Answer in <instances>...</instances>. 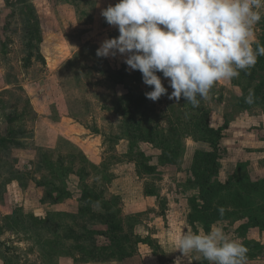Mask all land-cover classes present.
I'll list each match as a JSON object with an SVG mask.
<instances>
[{
	"label": "rangeland",
	"instance_id": "374dc122",
	"mask_svg": "<svg viewBox=\"0 0 264 264\" xmlns=\"http://www.w3.org/2000/svg\"><path fill=\"white\" fill-rule=\"evenodd\" d=\"M116 2L0 0V264H209L175 250L181 225L222 226L247 247L246 264H264V91L255 90L264 69L255 64L217 82L198 107L167 95L154 102L123 56L96 55L119 35L102 16ZM259 11L253 48L264 42ZM250 90L252 104L243 100ZM201 105L209 126L225 124L206 186L194 163L196 152L211 150L193 126ZM126 116L148 142L128 139ZM162 135L178 136L173 161L161 156ZM212 188L220 190L206 204L218 209L206 226L200 213ZM85 191L99 198L89 210ZM102 206L115 213L126 257L110 254L104 236H85L105 229L91 213Z\"/></svg>",
	"mask_w": 264,
	"mask_h": 264
},
{
	"label": "clouds",
	"instance_id": "9594fccd",
	"mask_svg": "<svg viewBox=\"0 0 264 264\" xmlns=\"http://www.w3.org/2000/svg\"><path fill=\"white\" fill-rule=\"evenodd\" d=\"M261 8L264 0H117L102 16L119 35L105 39L96 55L123 56L126 70H138L151 86L146 98L155 102L167 95L179 102L183 97L198 107L217 82L238 78L264 56V45L253 48ZM245 102H254V92ZM219 211L223 215L224 209ZM175 250L185 257L199 253L209 264H246L248 252L218 225L207 232L181 225Z\"/></svg>",
	"mask_w": 264,
	"mask_h": 264
},
{
	"label": "trees",
	"instance_id": "16d2710c",
	"mask_svg": "<svg viewBox=\"0 0 264 264\" xmlns=\"http://www.w3.org/2000/svg\"><path fill=\"white\" fill-rule=\"evenodd\" d=\"M259 44L264 45V42H261ZM256 65L264 69V56L258 57ZM255 90L259 91V93H262L264 91V85L259 84L255 88ZM243 100H245V98ZM199 110L203 111L202 112L203 116L200 119H198L197 122H195L193 126L196 127L197 132H199L198 137H200L202 141L206 142L211 147V150L196 152L194 163H197L202 166L203 174L201 178L202 179L201 184L202 185L205 184L206 186V182L209 181L211 176L217 172V160L219 157L218 144L220 142V139L222 138V135H221L222 127H224L225 124L217 128L209 126L208 119H207L208 111L202 105L199 108ZM127 111L128 110H126L124 113L125 114L128 113ZM4 116L8 124H12L15 121V117L12 115H8L4 113ZM132 116L130 117L126 116V127L128 131V135H127L128 139H132L133 141L136 139V141L140 140V141L148 142L149 139L146 137L144 132H141L140 130L141 127L139 126L137 120H136V130H135V122ZM9 133L13 134L14 132L13 130H10ZM158 140L159 142L157 146L160 148L162 152L161 156L165 158L166 161H173L179 149L178 136L174 139V138H170V137L162 135L159 137ZM0 141L5 142L6 140L5 138H2ZM219 187L221 188L220 185ZM218 188H212L211 190L208 191V193L204 197L205 201L201 208L200 217L202 216V219L204 220L203 224L206 226H209L210 223L214 221V219L216 218V213L218 209V208L213 209L212 206L210 204H206V202L210 203L211 197L217 193L215 191L220 190ZM246 189L256 190L255 186L252 184H247ZM238 197H239L238 200L240 202L244 200L243 195L240 192H238ZM83 200L86 202V208L88 206L90 207L91 204L99 203V198H97V196H93V197L90 196V193L88 191L84 192ZM87 209L89 210V208ZM102 209L103 210L101 211L91 210V213L94 218L98 219L99 222L105 225V229H101V230L88 229L85 236L88 238H95L97 237V235L104 236L110 243L109 244V248L111 250L110 254L120 255V257H126L127 255L126 251L121 247L120 242H118L119 238H118L117 232L119 230V225L115 222V213L112 212L111 208L108 206L106 207L102 206ZM117 239L118 241H116Z\"/></svg>",
	"mask_w": 264,
	"mask_h": 264
}]
</instances>
